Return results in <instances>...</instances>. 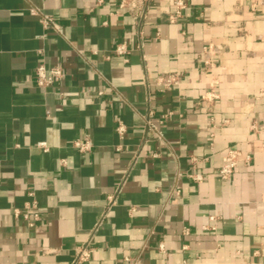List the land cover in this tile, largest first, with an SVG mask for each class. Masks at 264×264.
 Returning <instances> with one entry per match:
<instances>
[{"label": "crops", "instance_id": "crops-1", "mask_svg": "<svg viewBox=\"0 0 264 264\" xmlns=\"http://www.w3.org/2000/svg\"><path fill=\"white\" fill-rule=\"evenodd\" d=\"M185 1L170 22L166 0H0V264H72L100 219L81 264H264V0ZM38 64L61 77L38 86ZM227 148L250 160L224 180Z\"/></svg>", "mask_w": 264, "mask_h": 264}, {"label": "built area", "instance_id": "built-area-1", "mask_svg": "<svg viewBox=\"0 0 264 264\" xmlns=\"http://www.w3.org/2000/svg\"><path fill=\"white\" fill-rule=\"evenodd\" d=\"M105 0H96V3L101 4ZM153 0H118L119 8H124L128 11L135 12L139 10L142 12L141 5L146 2H150ZM186 7L185 0H166V6L164 7V11L167 14V18L170 22H174L177 20L179 16H181L182 10ZM33 14H38L41 16V21L44 23H53L52 17L48 14H43L36 8H30L29 10ZM216 46L212 44H208L204 46V56L203 61L206 65H211V56L213 52H216L214 48ZM115 53L122 54L124 56V60L127 61V54L129 51L128 46L125 42H119L114 49ZM62 75V70L59 66H50L46 67L44 64H38L35 67V81L38 86L46 87L54 84L59 80ZM155 85H158L162 88H168L174 85H178L180 83V74L178 73H166L159 75L154 81ZM101 93V92H99ZM218 98V92L216 89L211 86L209 90H207L204 94L201 95V100L205 101L207 104L212 103L215 99ZM152 111H149L146 116H144L145 125L148 130L155 132L158 138H163L162 133L157 129L156 125L151 121ZM165 116V115H164ZM163 116V117H164ZM115 130L119 136V138H123L126 132V126L124 122L120 119L117 120ZM73 146L76 147L80 152H86L91 148V142L89 140H81L75 139L73 141ZM156 155V154H154ZM250 160V155L248 153H244L241 150L235 148H227L222 155V163L219 167L218 174L221 179L228 180L231 178L234 167L239 161L248 162ZM189 176L193 178V180L200 182L203 179V175L201 173H189ZM115 203V197L113 194H110L107 198L106 209H108L111 205ZM35 207V202H32L28 205H25L23 208H14L13 213L15 216H21L29 226H34L36 221L39 219V213L36 211H32ZM210 219L213 220L214 217L210 216ZM100 219L95 226L90 230L87 238L78 244L75 247V255L72 261V264H81L83 262L90 261L92 254L94 252V245L92 243V238L94 232L97 230L101 223ZM205 228L214 229L213 225L204 226ZM162 249L163 246L160 245ZM124 260L131 261L130 257H125ZM132 264H136L133 260Z\"/></svg>", "mask_w": 264, "mask_h": 264}]
</instances>
